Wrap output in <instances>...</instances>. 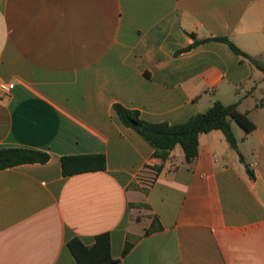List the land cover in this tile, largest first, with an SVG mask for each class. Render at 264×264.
<instances>
[{"label":"crops","instance_id":"1","mask_svg":"<svg viewBox=\"0 0 264 264\" xmlns=\"http://www.w3.org/2000/svg\"><path fill=\"white\" fill-rule=\"evenodd\" d=\"M215 37L263 70L218 41L178 53ZM263 51L264 0H0V81L14 85L0 94V148L50 156L0 170V264H77L68 242L103 233L112 264H264ZM216 101L255 129L232 124L238 151L201 134L191 165L180 146L155 157L113 109L176 125ZM92 154L105 170L62 174V157ZM146 165L150 189L134 181Z\"/></svg>","mask_w":264,"mask_h":264},{"label":"trees","instance_id":"2","mask_svg":"<svg viewBox=\"0 0 264 264\" xmlns=\"http://www.w3.org/2000/svg\"><path fill=\"white\" fill-rule=\"evenodd\" d=\"M194 36V35H191ZM205 41H218L225 43L242 60H248L253 65L263 70V64L242 51L227 37H215L207 40H196L192 45L178 51L184 52ZM113 109L118 115L121 123L134 130L144 141L154 149V156L167 159L170 153L180 146L184 152L185 163L193 164L198 156L199 137L203 133L214 130L221 131L229 145L238 151L237 138L232 129V122L237 123L245 132L255 129V124L248 118L247 114L238 109V103L224 105L216 101L211 108L202 113H197L181 124L170 125L166 122L150 123L140 117V112L128 109L116 103ZM240 159L245 163L243 156L239 153ZM50 156L42 151L27 148H0V170L16 167L23 164L46 163ZM107 166L104 154L92 155H71L61 159L62 174L73 176L86 172L105 170ZM250 178L255 175L252 168L245 164ZM161 226L154 220L147 234L160 230ZM131 244L126 243L123 255L131 250ZM68 248L75 258L77 264H112L115 262L111 254V239L108 233H103L95 238L92 245H85L78 238L68 242Z\"/></svg>","mask_w":264,"mask_h":264},{"label":"built area","instance_id":"3","mask_svg":"<svg viewBox=\"0 0 264 264\" xmlns=\"http://www.w3.org/2000/svg\"><path fill=\"white\" fill-rule=\"evenodd\" d=\"M14 85L12 83H6L0 81V94H8L12 91ZM158 179V171L152 165H146L135 176L134 181L141 188H152Z\"/></svg>","mask_w":264,"mask_h":264},{"label":"rangeland","instance_id":"4","mask_svg":"<svg viewBox=\"0 0 264 264\" xmlns=\"http://www.w3.org/2000/svg\"><path fill=\"white\" fill-rule=\"evenodd\" d=\"M264 52V51H263ZM262 75V74H261ZM263 76V75H262ZM262 87L264 88V82L262 83ZM257 93V92H256ZM259 93V95H263L264 96V91H263V93H261V91H259L258 92ZM258 97H259V95L258 94H256ZM256 96V97H257ZM263 96H262V98H263ZM256 100V98H254V99H252V98H250V99H248V101H255ZM256 121H258L257 119H256ZM232 124H233V127H238V124L237 123H235L234 121L232 122ZM237 129V128H236Z\"/></svg>","mask_w":264,"mask_h":264}]
</instances>
